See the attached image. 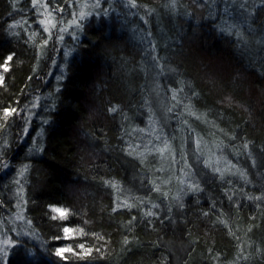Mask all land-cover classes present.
Returning a JSON list of instances; mask_svg holds the SVG:
<instances>
[{"label":"trees","instance_id":"16d2710c","mask_svg":"<svg viewBox=\"0 0 264 264\" xmlns=\"http://www.w3.org/2000/svg\"><path fill=\"white\" fill-rule=\"evenodd\" d=\"M0 264H264V0H0Z\"/></svg>","mask_w":264,"mask_h":264},{"label":"rangeland","instance_id":"374dc122","mask_svg":"<svg viewBox=\"0 0 264 264\" xmlns=\"http://www.w3.org/2000/svg\"><path fill=\"white\" fill-rule=\"evenodd\" d=\"M43 15H44V17L42 19V22L46 26V29H48V28L50 29L51 27L54 26L56 21H54V19L52 18V15L50 13H47L46 11H44ZM152 128H153L152 129L153 131H150L149 134H153L156 132V127L155 128L152 127ZM155 135H157V133H155ZM160 138L163 139V137H160ZM163 140H161V142H163ZM190 143H191V145H190L191 157H193L195 162H201L202 163L203 161L200 160L201 154H198V151L202 150L203 147L207 148V143L204 142L203 140L200 141V140L193 139L192 137H191ZM152 144H154V141H152L151 143H145L144 146L146 147V146L150 145L151 149L149 150V152H158V153L165 155V157L168 158V161H169L168 163L172 164L174 166L173 168H175V171H174L175 173L174 174L171 173V175L168 177V181H167L168 187L167 188H175V186H176L175 184L180 185L182 188L183 187H193L192 186V183L194 182V179L192 178L193 175L192 176H191V174L187 175L185 172H183L184 170L186 171L187 167L183 168V166H185V163H183L184 161H182V162L177 161V160H179L178 153H174L173 150L171 152H169L170 150H168L169 148L166 145H159L158 143L155 145H152ZM157 145L160 147H158ZM180 148H183V146H180ZM203 150H205V149H203ZM166 152H167V154H166ZM172 152L174 153V156H172V154H171ZM185 157H187V156L185 155ZM206 158L208 159V160H206V162H207L209 160L217 161L219 157L216 155L215 151L213 152V150H210L208 152V154H206ZM187 163L193 164L190 161H187ZM167 166L170 170L172 169L169 165H167ZM188 170L190 171L189 167H188Z\"/></svg>","mask_w":264,"mask_h":264}]
</instances>
